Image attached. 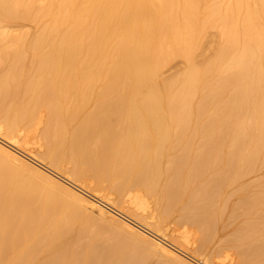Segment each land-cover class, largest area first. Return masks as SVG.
<instances>
[{"label":"bare ground","instance_id":"1","mask_svg":"<svg viewBox=\"0 0 264 264\" xmlns=\"http://www.w3.org/2000/svg\"><path fill=\"white\" fill-rule=\"evenodd\" d=\"M42 119L40 159L97 200L0 143V264H204L226 217L264 264V0H0V137L29 153ZM172 219L203 237L193 263L150 234Z\"/></svg>","mask_w":264,"mask_h":264},{"label":"rangeland","instance_id":"2","mask_svg":"<svg viewBox=\"0 0 264 264\" xmlns=\"http://www.w3.org/2000/svg\"><path fill=\"white\" fill-rule=\"evenodd\" d=\"M214 32L215 31H210V33H208L209 36L207 35L205 40L203 41L202 50L204 52L202 51V54L200 52L196 56L197 59H195V61L197 64L207 62V60L209 62L210 59H212L211 56L214 55V49L216 47V42H217V35H216V32L215 33ZM211 33L213 36L211 35ZM214 35H215V37H214ZM206 46H208V47H206ZM210 46H212V47L209 49ZM183 62L184 61H182V60L174 61L173 64L170 65L169 68H167L165 70L166 73L164 72L165 74L162 75V79L164 77V79L169 80L170 77L172 79V78H176L179 75H181V73H183V70H185V68H186V64H185V62L184 63ZM44 125H45V119L44 120L42 119V123L39 126L38 131L36 133H33L32 136L30 135L31 137L28 138V141H29L28 142L29 143L28 149L31 152H36V154L29 152V153H31V155H30L27 150L26 151H24L23 149H21L22 151L20 149L18 150V148H16L17 147L16 145L9 144L8 141L7 142L4 141L5 139L3 140V137H0V143L2 145L6 146L7 148H10L14 151L15 150L18 151L22 155V157L24 156L23 158L25 160H27V162H29L32 166L40 169V171H42V173H46V175H48L51 178H53L54 180L60 182V184L62 186L68 188L69 190L76 192V194H78L79 196L86 198V199L94 198L95 200H97L96 197L93 196L94 193L92 190L87 189L86 187H83V185H81L75 181H72V179H69V177H66V175L62 174L61 172L54 170L49 165H46L40 159L41 158L40 155H42V152L44 151V145L42 142V135H41V133L45 129ZM112 198L117 200V197L115 195H113ZM101 201L107 203V201H105V200H101ZM126 205H129L133 209H136L137 207L140 208V211H144V213L146 214V218H151L154 216H155V218H157L156 203H155L154 199L147 196L143 191L131 193L130 197L127 199V202L125 203V206ZM106 206L112 210L117 209L118 211H120L119 208L115 205L114 201L108 202V205H106ZM125 215L129 216L128 214H125ZM129 217H131V216H129ZM227 218L228 217H226L224 219L225 220L224 222L226 223V220H227L226 224L227 225L229 224V225L227 226V225H225V223H223L222 226H220L219 230H218L219 232L222 231L223 234L220 236L219 232L217 231L218 233L216 232L215 233L216 235L214 234L215 236H218L217 238L214 235H212L213 238L212 237L207 238V241H210V242L206 241L207 244L205 246V249H203L201 251H198L200 246H201L202 238H203L201 236L200 232L190 225H181L175 219L174 220L172 219L171 221H168L166 223L164 222V224H162L160 222V226L162 227V229L165 232V235H167V236H165L162 233H157V232L155 233L156 235L153 233H150V234H152L153 236H155L158 239H161L164 243H167V245H170L173 248L176 247L175 249L178 251V255L183 260H186L189 263H193V261L195 259L191 258V256L194 253H197V251H198L202 255H204V261H206L204 264H243L242 258L239 255V253L235 249H232L230 246L231 245L230 241L232 238L231 235H232L234 228L237 226V223H230V222H228ZM174 221H176V222H174ZM143 226H145V225H143ZM226 226L228 227V230H229V231L227 230L226 232H228L230 236L227 235V233L225 232V230L227 228ZM221 227H223L222 230H221ZM224 227H226V228H224ZM160 234L162 235V237ZM104 237H105L104 238V241H105L104 246L108 245V244L110 245L112 243V239L108 240L110 238V236L107 234V235H104ZM226 237H227V239H225ZM214 238H216V240ZM110 241H111V243H110ZM208 245H210V246H208ZM156 262L157 263H155V262L154 263L155 264L161 263V262L159 263V261H156ZM194 262L200 264L196 260ZM164 263L165 262H162V264H164ZM165 264H168V263H165Z\"/></svg>","mask_w":264,"mask_h":264}]
</instances>
